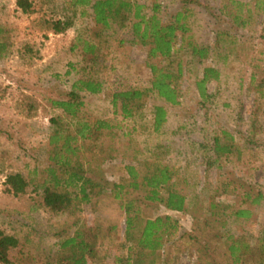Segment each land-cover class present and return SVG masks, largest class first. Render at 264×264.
Listing matches in <instances>:
<instances>
[{"label":"rangeland","instance_id":"1","mask_svg":"<svg viewBox=\"0 0 264 264\" xmlns=\"http://www.w3.org/2000/svg\"><path fill=\"white\" fill-rule=\"evenodd\" d=\"M35 1L37 11L26 14L17 0H0V41L8 42L5 57H0V229L21 240L13 264H52L59 244L82 225L103 231L96 260L90 258L88 264H116V255L125 252L122 203L127 197L137 199L135 204L141 205L144 217L171 215L180 221L181 232L166 245V264H232L221 233L224 238L233 234L244 239L259 255V246H264V5L260 0H191L188 5V0H137L159 3L164 22L188 8V31H179L175 42L174 64L180 62L183 67L178 78L180 103L170 105L152 93L140 114L90 142L84 156L87 175L101 183V192L90 203L77 202L62 214L45 207L41 189L30 187L19 196L7 193L5 174L14 170L28 175L38 168L35 183L44 178L50 119L63 113L51 101L67 98L73 82L83 75L88 60L83 59V46L74 49L73 44L77 38H90L96 26L91 16L79 12L74 27L54 33L48 30L46 19L70 14L71 0ZM235 15L240 18L235 20ZM116 30L106 31L101 50L104 90L84 92L83 111L118 122L122 117L113 107V93L126 87H150L151 73L148 46L138 43L130 28ZM190 42L208 47L207 56L201 59ZM153 62L167 64L161 56ZM206 66L217 68L220 78L208 83L212 97L203 99L196 82ZM155 105H164L168 111L160 131L153 127ZM223 130L234 135L243 155L220 158L208 169L210 146ZM155 160L179 169L174 187L187 197L186 212L137 198L138 192L125 196L127 189L124 198L115 196L114 184L129 179L126 165L141 171ZM247 194H262V198L254 203ZM212 199L219 204L218 213L228 215L232 208L245 207L252 215L227 217L224 226L219 220L194 229L196 221L211 217ZM112 227L111 235H104ZM240 264H256L255 257L248 255Z\"/></svg>","mask_w":264,"mask_h":264},{"label":"trees","instance_id":"2","mask_svg":"<svg viewBox=\"0 0 264 264\" xmlns=\"http://www.w3.org/2000/svg\"><path fill=\"white\" fill-rule=\"evenodd\" d=\"M192 2L188 0L187 3ZM264 5V0L259 1ZM18 7L26 14L37 11L35 0H17ZM70 14L64 17L46 19L48 30L61 34L76 24L77 16L89 15L95 22L96 30L90 38H77L73 48L83 46V59L88 63L82 68L83 75L76 79L71 91L65 99L52 100V106L63 111L50 119V129L47 133V150L49 152V164L44 168L45 176L39 183H35V177L39 169L35 168L31 174L21 171H8L5 174V191L19 196L33 190L41 189L45 207L53 214H62L69 211L75 204L90 203L93 195L100 194L101 183L87 175V167L84 156L90 142L96 141L105 133H112L122 126L126 119L134 118L140 114L146 106V100L150 94L158 97L170 105H178L181 98V90L178 78L183 72L182 64L176 66L175 42L178 32H187L186 23L190 13L187 6L174 14L170 22H164L161 15V5L153 3L147 5L137 0H71ZM235 15V20L239 19ZM130 28L136 41L148 46L147 66L151 73L150 87H126L112 95V104L119 113L122 121L115 122L112 119L99 118L84 113L86 106L84 92L98 94L104 90V82L101 71L105 65L104 56L101 55L107 30ZM2 31V30H1ZM117 31V30H116ZM80 41V43H79ZM195 54L201 59L209 52L208 47H200L192 42ZM8 48L6 40L0 41V57H5ZM166 59L167 64L160 66L153 60L157 57ZM176 66V67H175ZM71 67H75L71 64ZM220 71L212 66L204 67L203 76L197 80L196 85L203 99L212 97L208 90L211 80H218ZM168 111L164 105H155L153 111V127L160 131L168 120ZM211 155L207 158L208 169L215 166L220 158H230L243 155L242 146L237 143L234 135L223 130L221 135L214 138L210 146ZM129 175L126 182L114 184V194L117 198H124L128 193L138 192L137 198L150 200L163 205L170 211L186 212L187 197L177 190L175 179L179 175V169L170 162L155 160L147 163L144 170L136 166L124 167ZM217 192V191H216ZM254 203H258L262 194L252 196ZM135 198H126L122 207L126 212L125 252L116 255V264H166L164 254L166 245L171 239L181 232V223L171 215L144 217L141 205H136ZM219 204L212 199L210 209L211 217L195 222L194 229H202L212 225V222L223 220L222 225L228 223L227 217L234 219H248L252 215L249 208H232L228 215L218 213L215 209ZM213 217H215L214 220ZM203 221V222H202ZM221 223V221H219ZM109 229L104 235H111ZM102 229L96 226L82 225L76 229L73 235L68 236L59 244L57 259L52 264H88L89 259L96 260L98 243ZM219 235V234H218ZM192 238H196L190 234ZM185 234L181 235L184 238ZM221 233V240L228 244L229 259L232 264H240L246 256L255 257L256 264H264V246H259L261 253L255 256L251 244L233 234ZM21 245V240L14 234L0 229V264H13V254ZM164 262V263H163Z\"/></svg>","mask_w":264,"mask_h":264}]
</instances>
